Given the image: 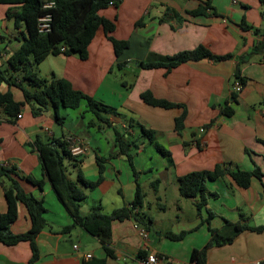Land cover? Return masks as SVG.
Listing matches in <instances>:
<instances>
[{
	"label": "crops",
	"instance_id": "crops-1",
	"mask_svg": "<svg viewBox=\"0 0 264 264\" xmlns=\"http://www.w3.org/2000/svg\"><path fill=\"white\" fill-rule=\"evenodd\" d=\"M207 2L210 9L189 13ZM17 10L18 5L0 3V19L6 31V22H14L12 13ZM8 11L11 16L7 15ZM100 14L115 22V38L129 42L118 56L100 27L85 57L76 53H49L35 70L47 79L69 80L74 88L114 107L118 114L102 113L107 119L102 121L82 101L74 109L78 111L73 125L87 134H79L65 122L68 114L64 115L61 109V120L54 116L51 106L34 115L32 109L37 104L25 101L18 86L0 82L1 92L10 89L14 98L24 103L21 117L13 120L0 111V165L14 167L21 176L44 180L42 188L26 179L19 180L21 187L43 199L46 207L44 216L48 224L36 237L39 250L36 264H91L100 258H106L105 264H142L140 251L166 257L156 264H190L192 250L207 244L212 228L230 234L233 227L227 226L226 221L264 226V47H260L264 43V0H120L102 9ZM244 24L251 28L244 29ZM14 25L17 32L0 39V70H7L8 58L26 35L24 26H17L15 22ZM200 44L214 54L232 56L223 60H188L171 69H146L138 64L152 52L174 55ZM256 44L260 49L254 50ZM236 80L242 83L240 92L233 90ZM144 91L181 106L149 105L141 98ZM226 105L234 109L232 115L221 112ZM184 110L182 128L177 130L176 118ZM85 113L93 114L95 119L85 122ZM141 126L154 132L153 140L141 131ZM116 131L129 142L126 152L132 154L134 167L139 172L138 181L146 194L143 211L153 221L147 230L132 218L113 220L111 245L116 257L112 258L106 255L98 237L74 224L45 174L35 142L66 139L70 135L80 139L84 152L65 160L72 180H77L79 173L89 181L98 180L97 158H102V181L93 188L78 183L86 193L80 210L88 214L100 204L103 212H111L128 205L136 189L132 165L118 145ZM157 145L170 152L172 162ZM217 165L245 171L259 167L263 176L261 180L253 178L246 188L237 185L228 174L207 180L208 190L218 195L208 196L206 204L198 210V197L180 195L178 178L191 171L213 170ZM9 183L7 177H0V213L7 208L4 187ZM169 187L177 201L174 211L168 209L171 207L166 198ZM147 196L157 202L160 212L157 215L150 213L151 202ZM182 198H191L193 207L189 210L184 207L186 201ZM72 224L70 231H63ZM30 227L28 209L18 202V217L10 229L13 233H23ZM141 229L147 231V238L141 235ZM182 231L187 233L180 240L166 235ZM87 253L92 257L87 258ZM31 255L28 241L14 245L0 242V264H27ZM256 261H264V230L242 229L231 242L213 245L205 253V264Z\"/></svg>",
	"mask_w": 264,
	"mask_h": 264
},
{
	"label": "trees",
	"instance_id": "trees-1",
	"mask_svg": "<svg viewBox=\"0 0 264 264\" xmlns=\"http://www.w3.org/2000/svg\"><path fill=\"white\" fill-rule=\"evenodd\" d=\"M110 1H113L115 4L120 0H56L55 7L50 9L53 18L52 30L47 33H39L37 19L44 11L41 0H0V3L19 6V10L13 12L12 16L15 24L17 26H24L26 31L21 44L7 60V70L10 69L11 72L8 73L7 70H0V82L4 80L9 86H18L23 91L25 101H33L37 104V108L32 109L34 115H37L40 110L51 106L54 110V116L58 120H61L62 117L59 114L61 106L77 109L84 100L87 103L88 110L94 112L102 121H107L102 113L118 114L117 109L114 107L102 103L93 96L74 88L69 80L57 77L47 79L39 76L35 70V67L49 53H64L66 55L76 53L81 57H85L87 47L100 27L104 29L108 39L112 42L117 56L127 48L129 46L128 40H120L113 36L115 22L100 14V11L106 8ZM210 6V3L207 2L204 6L194 11H189V13L197 14L200 12V9H210ZM7 15L11 16V12L8 11ZM243 27L244 29L251 28L250 25L245 24ZM254 32L258 33L259 30L254 29ZM258 45H255L254 50L260 49ZM260 45V47H264V43H260ZM61 47H65V50L61 51ZM231 56V54H214L206 46L200 44L194 49L184 50L174 55H163L152 52L146 60L139 61L138 64L146 69L156 67L171 69L188 60H199L202 58L223 60ZM118 65H121V63H118ZM141 98L144 102L153 106L164 108L181 106L179 103L157 98L151 91H144L141 94ZM232 100H236L235 93L232 94ZM23 104V101H17L14 98L10 89L5 92L0 91V111L7 114L10 120L17 117L18 113L21 112ZM221 112L229 116L234 113V109L226 105L221 109ZM184 117L185 110L176 118L175 127L177 130L182 128ZM140 129L153 140L154 132L152 130L146 129L144 126H141ZM116 139L121 150L126 152L129 142L124 141L123 134L116 131ZM35 145L39 152V158L45 174L52 184L58 199L72 215L74 224L81 225L87 232L98 237L108 257H116L111 245L113 220L132 218L137 225L150 230L153 219L146 210L143 211V208L146 207V194L138 181L139 172L134 167L132 154L126 152L136 179L134 199L128 205L115 208L111 212H103L99 204L90 213L82 214L80 203L86 198V193L79 187L78 183L93 188L102 181L104 170L102 158H97L100 172L98 180L89 181L81 173L78 174L77 180H72L68 176L65 160L73 159L76 156L72 155L65 138H56L53 141L38 140L35 142ZM157 148L164 155L168 156L169 161L172 162L169 151L160 145H157ZM225 174L230 175L237 185L245 188L251 184L253 178L261 180L263 176L259 167H256L252 171H245L238 168L231 170L217 165L213 170L191 171L180 176L178 178L179 193L183 197H198L196 207L200 210L206 204L208 196L216 197L218 195L208 190L207 180L216 179ZM0 177H7L10 182L4 187L7 208L5 212L0 213V242L14 245L21 241H28L32 255L27 264H36L39 258L36 237L48 224L44 216L46 207L43 199L27 193L21 187L19 180L22 178L26 179L40 188H42L44 180L32 176H21L14 167L8 168L2 165H0ZM155 184L156 181L152 183L153 186ZM18 202L26 205L31 219V227L23 233H13L10 229L11 223L18 217ZM226 223L227 226L233 227V232L224 234L212 228V236L207 244L201 249L195 248L192 250L190 255L191 263L205 264V253L209 247L231 242L236 233L242 229L246 228L257 232L264 230V226H248L229 221H226ZM74 224L65 226L63 231H70ZM186 233V231L178 234L167 232L166 235L171 239L180 240ZM146 255L145 251L138 253L140 258ZM105 263L106 258L95 259L91 262V264Z\"/></svg>",
	"mask_w": 264,
	"mask_h": 264
},
{
	"label": "built area",
	"instance_id": "built-area-1",
	"mask_svg": "<svg viewBox=\"0 0 264 264\" xmlns=\"http://www.w3.org/2000/svg\"><path fill=\"white\" fill-rule=\"evenodd\" d=\"M42 2V8H43V12L42 14H40L38 16L37 19V29L39 33H47L49 31L52 30V13L50 11V9L54 8L56 5V0H41ZM109 5H114L113 1L109 2ZM65 47H61V51H64ZM242 83L240 80H236L234 81L233 84V90L235 92H240L242 90ZM21 113H18L17 117H21ZM200 131L203 132L204 128H200ZM66 141L69 145V149L72 153V155L74 156H78L80 154H82L85 150L84 145L80 142V139L70 135L69 137L66 138ZM141 235L144 238H147L148 233L147 231H145L144 229H141ZM79 246L76 244L74 245V248H78ZM87 258H91L92 254L91 253H87L86 254ZM160 258L165 259V256H161L159 257L156 253H150L148 255H146L145 257L140 258V262L142 264H156L158 262V260ZM169 264H184L181 262H170ZM190 264H196L194 262L190 263ZM244 264H264V261H256V262H249V263H244Z\"/></svg>",
	"mask_w": 264,
	"mask_h": 264
},
{
	"label": "rangeland",
	"instance_id": "rangeland-1",
	"mask_svg": "<svg viewBox=\"0 0 264 264\" xmlns=\"http://www.w3.org/2000/svg\"><path fill=\"white\" fill-rule=\"evenodd\" d=\"M6 25H7V27H8V31H6L5 30V28H4V24H3V20H1L0 19V39L1 38H3V37H6V36H8L9 35V33H15V32H17V29L15 28V25H14V22H13V20H8L7 22H6ZM23 27V26H22ZM1 43V42H0ZM60 109H61V111H62V113L64 114V115H66V114H68V115H66L65 117V122L67 123V124H69L71 127H75V130L79 133V134H84V135H86L87 133H86V131H84L83 129H80L78 126H76L75 124L73 125V122H77V118H76V113H77V111L78 110H74V109H71V108H64V107H60ZM85 122H87V121H89L92 117H94L93 116V114H91V113H85ZM94 119H95V117H94ZM136 127H135V130L138 132V133H140L139 132V128H137L138 126L137 125H135ZM90 131H94V128H91L90 129ZM91 132V133H92ZM134 150H136V149H134ZM134 162H135V164H136V162H137V159H134ZM173 193H172V189H171V187H169L168 189H167V192H166V198H167V202H168V205H170L171 207H168V209H173V211L175 210V208H176V204H177V201H176V198H173ZM178 196V195H177ZM178 198V197H177ZM147 199L151 202L150 203V213L152 214V215H157L158 213H160L159 212V208H158V204H157V202H155L154 200H153V198H152V196H147ZM183 199V201H186V202H183V206L184 207H187L188 208V210L190 209V208H192L193 207V205H192V203H191V198H182ZM151 232H152V235L155 233V230L152 228L151 229Z\"/></svg>",
	"mask_w": 264,
	"mask_h": 264
}]
</instances>
